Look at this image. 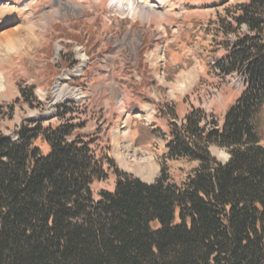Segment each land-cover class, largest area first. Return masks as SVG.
<instances>
[{
	"label": "trees",
	"instance_id": "obj_1",
	"mask_svg": "<svg viewBox=\"0 0 264 264\" xmlns=\"http://www.w3.org/2000/svg\"><path fill=\"white\" fill-rule=\"evenodd\" d=\"M234 8L213 67L240 74L243 89L221 123L194 106L179 120L172 107L162 133L165 158L197 162L181 185L164 164L146 183L97 157L69 104L57 125L22 121L15 138L0 126V264H264V0ZM20 93L37 100L31 86ZM13 113L0 102V121ZM104 162L115 187L95 200Z\"/></svg>",
	"mask_w": 264,
	"mask_h": 264
},
{
	"label": "rangeland",
	"instance_id": "obj_2",
	"mask_svg": "<svg viewBox=\"0 0 264 264\" xmlns=\"http://www.w3.org/2000/svg\"><path fill=\"white\" fill-rule=\"evenodd\" d=\"M245 1L149 0V17L141 19L113 12L111 0H0L7 16L0 26V102L14 109L0 121L2 131L15 138L22 121L57 125V106L69 104L75 112L67 117L95 140L97 157L146 183L164 164L169 180L181 185L197 162L165 158L168 114L173 107L181 120L194 106L222 122L242 77L221 76L213 64L225 53L224 29L235 5ZM21 27L32 38L5 47L3 34L23 38ZM29 86L37 99L30 105L20 93ZM262 116L264 145V108ZM209 149L221 163L229 157ZM103 167L106 177L92 183L95 200L115 187L113 169Z\"/></svg>",
	"mask_w": 264,
	"mask_h": 264
},
{
	"label": "bare ground",
	"instance_id": "obj_3",
	"mask_svg": "<svg viewBox=\"0 0 264 264\" xmlns=\"http://www.w3.org/2000/svg\"><path fill=\"white\" fill-rule=\"evenodd\" d=\"M109 7L113 12L117 13L118 15L140 17L141 19L146 16L148 18V12L150 9H152L149 0H111ZM5 18H7V16L4 14V12H2L0 14V26L3 22H5ZM19 29L21 31H24L25 36L23 38H20L19 32L18 34L12 32L3 34V38L5 40V47L13 48L21 41L32 38L34 33L32 30L27 29V27H21ZM4 35H6V37Z\"/></svg>",
	"mask_w": 264,
	"mask_h": 264
}]
</instances>
